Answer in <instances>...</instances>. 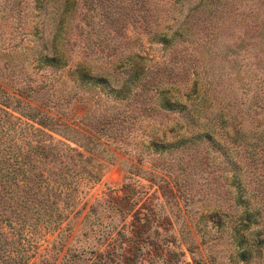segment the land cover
<instances>
[{"label":"rangeland","instance_id":"1","mask_svg":"<svg viewBox=\"0 0 264 264\" xmlns=\"http://www.w3.org/2000/svg\"><path fill=\"white\" fill-rule=\"evenodd\" d=\"M0 90V264H264V0H0Z\"/></svg>","mask_w":264,"mask_h":264},{"label":"trees","instance_id":"2","mask_svg":"<svg viewBox=\"0 0 264 264\" xmlns=\"http://www.w3.org/2000/svg\"><path fill=\"white\" fill-rule=\"evenodd\" d=\"M175 35L176 34H173V36ZM78 75L80 76L79 80L81 82L92 81L93 83H95L99 81L90 79L93 77L89 75L88 72L80 74L78 71ZM161 106L171 109V105H169L168 103L161 104ZM0 113L3 114V116L0 117V210L14 211L18 208H25V206L33 202V200L36 202V198L39 197V193H35L34 191L51 187V184L42 172H36L34 170L36 169V167L34 163H30L29 154H24L23 152H21L20 148H18L17 152L13 151V149L17 147L14 136L9 135L10 128H13L15 125L13 120H11V118L13 119V117L3 109H0ZM5 117H8L6 123L4 120ZM34 133L38 136H44V132L40 130L34 131ZM29 149L32 151V159H34V161H37L38 163H42L44 161L46 153L45 149H50V146L49 144H40L34 147H30ZM53 157L55 158V155H53ZM59 187L60 185L58 184L54 188L57 189ZM239 199L240 197L238 193V197L235 202L238 203ZM35 204H37L38 208L42 209V206H45L40 203ZM8 222L9 218L0 216V223ZM2 237H5L3 243L6 244V242H8V235L2 233L0 229V239ZM3 243H1L0 240L1 250L4 249ZM2 254L4 260L9 259L8 252L6 253V251H4Z\"/></svg>","mask_w":264,"mask_h":264}]
</instances>
